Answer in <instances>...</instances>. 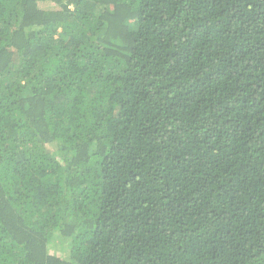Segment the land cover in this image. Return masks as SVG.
I'll return each instance as SVG.
<instances>
[{
	"label": "trees",
	"instance_id": "1",
	"mask_svg": "<svg viewBox=\"0 0 264 264\" xmlns=\"http://www.w3.org/2000/svg\"><path fill=\"white\" fill-rule=\"evenodd\" d=\"M0 264H264V0H0Z\"/></svg>",
	"mask_w": 264,
	"mask_h": 264
},
{
	"label": "rangeland",
	"instance_id": "2",
	"mask_svg": "<svg viewBox=\"0 0 264 264\" xmlns=\"http://www.w3.org/2000/svg\"><path fill=\"white\" fill-rule=\"evenodd\" d=\"M63 250H65V247H64V248H62V251H63Z\"/></svg>",
	"mask_w": 264,
	"mask_h": 264
}]
</instances>
